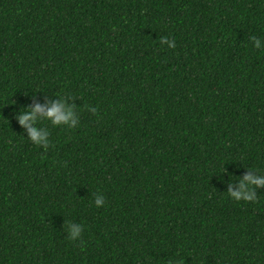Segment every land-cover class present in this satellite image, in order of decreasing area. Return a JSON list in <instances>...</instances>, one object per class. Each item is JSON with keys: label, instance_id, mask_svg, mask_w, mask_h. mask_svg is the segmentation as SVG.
<instances>
[{"label": "trees", "instance_id": "16d2710c", "mask_svg": "<svg viewBox=\"0 0 264 264\" xmlns=\"http://www.w3.org/2000/svg\"><path fill=\"white\" fill-rule=\"evenodd\" d=\"M250 37L264 0H0V264H264V189L226 194L264 174ZM57 97L77 126L32 145L14 113Z\"/></svg>", "mask_w": 264, "mask_h": 264}, {"label": "clouds", "instance_id": "9594fccd", "mask_svg": "<svg viewBox=\"0 0 264 264\" xmlns=\"http://www.w3.org/2000/svg\"><path fill=\"white\" fill-rule=\"evenodd\" d=\"M250 42L254 49L264 48V41L259 38L250 37ZM161 45H167L169 49L175 47V40H169L167 37L160 38ZM69 100V98H67ZM76 107L66 101L65 97H57L44 105L35 104L30 108H21L14 113V119L20 128L26 133V140L32 145L43 149L50 147L49 133L45 128L39 126L47 122L53 128L67 127L74 128L78 124ZM88 111L95 115L97 109L89 106ZM24 138V137H23ZM234 178L228 177L229 181ZM264 189V174L258 173V170H247L242 177L235 178V188L228 184L226 194L235 202H255L257 200L256 190ZM105 199L103 195H96L93 200L95 207L104 206ZM83 227L79 223H69L67 226V235L70 240L79 238Z\"/></svg>", "mask_w": 264, "mask_h": 264}]
</instances>
